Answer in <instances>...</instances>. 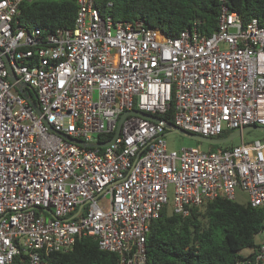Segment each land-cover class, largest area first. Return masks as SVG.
<instances>
[{
    "label": "built area",
    "instance_id": "2783aa9c",
    "mask_svg": "<svg viewBox=\"0 0 264 264\" xmlns=\"http://www.w3.org/2000/svg\"><path fill=\"white\" fill-rule=\"evenodd\" d=\"M22 1L0 0V264H46L79 235L115 253L117 264H148L146 234L169 203L187 216L240 191L264 206V133L218 152L176 151L160 118L171 106L174 126L206 137L264 126L256 18L243 23L222 5L211 34L194 25L167 36L77 0L73 27L48 33L18 24ZM129 110L162 122L127 114L105 147L68 140L101 143ZM260 234L244 264H264Z\"/></svg>",
    "mask_w": 264,
    "mask_h": 264
},
{
    "label": "trees",
    "instance_id": "16d2710c",
    "mask_svg": "<svg viewBox=\"0 0 264 264\" xmlns=\"http://www.w3.org/2000/svg\"><path fill=\"white\" fill-rule=\"evenodd\" d=\"M94 5L102 16H110L115 22L141 20L167 36H176L194 25L202 34H211L217 28L222 5L237 12L243 23L256 18L264 26V0H96ZM77 8V0H24L16 20L27 31L39 27L49 33L72 28ZM160 118L173 123L171 106ZM230 133L225 131L219 137ZM111 137L109 134L99 140L105 142ZM233 145L210 144V151ZM168 205L150 223L146 234L148 264H244L258 246L256 235L264 232V206L219 197L181 216ZM244 249L250 251L243 254ZM44 259L46 264H117L118 257L100 249L93 238L79 235L69 251L53 252Z\"/></svg>",
    "mask_w": 264,
    "mask_h": 264
},
{
    "label": "water",
    "instance_id": "95a60500",
    "mask_svg": "<svg viewBox=\"0 0 264 264\" xmlns=\"http://www.w3.org/2000/svg\"><path fill=\"white\" fill-rule=\"evenodd\" d=\"M4 59H6V56H4ZM15 79L16 78L14 76H10V80L11 81H15ZM16 86L19 89V92L24 97H26L28 99L30 105L33 107V109L36 111V113L41 114V111H40V109L38 107V104L29 97L28 93L24 89V84L23 83H17ZM32 93H33V95L35 97V93L34 92H32ZM127 114H136V115H139V116H141L143 118L149 119V120L157 122V123L162 122V120L160 118H158V117H156L154 115H151V114H148V113H144V112H140V111H136V110H129V111L124 112L120 116V118L118 120L116 131H115L113 137L111 139H109L108 141H106V142L87 143V142H82V141H78V140H74V139H70V138H68V140H71L72 142H74L76 144L89 146V147H105L112 140H114L116 138V136L119 134L121 123H122L124 117ZM163 124H164V127L166 129V131L163 134L164 136H166L169 133H176V134H179V135H182V136H186L188 138H191V139H194V140H197V141H200V142L211 144V145L225 144V143L231 142L233 139L241 138L246 133H248L249 131H253V130L254 131H259L261 133H264V126L247 125V126L242 127L241 129H237V130L231 132L229 135H227L225 137H206V136L199 135V134H196V133H190V132L184 131V130L174 126L173 124H168V123H163ZM81 207L82 206H79V208H78L77 212L75 213V215L80 211Z\"/></svg>",
    "mask_w": 264,
    "mask_h": 264
},
{
    "label": "rangeland",
    "instance_id": "374dc122",
    "mask_svg": "<svg viewBox=\"0 0 264 264\" xmlns=\"http://www.w3.org/2000/svg\"><path fill=\"white\" fill-rule=\"evenodd\" d=\"M261 132L259 131H249L246 133L243 137L246 140H250L254 137L260 136ZM167 146L169 149H174L176 151L181 150L182 148H199L203 152H209L210 151V144L200 142L191 138H188L186 136H182L176 133H169L165 136ZM92 141H95V138H92ZM240 141V138L233 139L231 142L233 144H236ZM171 189V188H170ZM246 195L240 191H236V197L235 201L243 204L246 202ZM170 208V203L168 205ZM262 234H258L255 237V242L258 243L261 239ZM250 251V249H244L242 250L243 254H247Z\"/></svg>",
    "mask_w": 264,
    "mask_h": 264
}]
</instances>
